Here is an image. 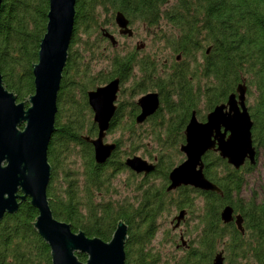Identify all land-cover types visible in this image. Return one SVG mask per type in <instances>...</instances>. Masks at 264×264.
<instances>
[{
    "label": "trees",
    "instance_id": "obj_1",
    "mask_svg": "<svg viewBox=\"0 0 264 264\" xmlns=\"http://www.w3.org/2000/svg\"><path fill=\"white\" fill-rule=\"evenodd\" d=\"M168 1L75 0L72 34L55 101L54 129L46 150L49 210L56 220L69 223L73 232L78 230L104 242L111 238L116 222H123L127 229L123 264H156L158 251H151L148 245L157 231V220L180 210L186 212L185 223L191 220L190 228L184 231L186 247H179L173 255L163 253L160 264H211L219 251L225 264H264V193L260 201L254 196L245 200L240 195L244 174L255 164L244 163L234 169L209 151L202 156V173L219 193L188 186L165 191L167 173L183 159L176 157L190 112L195 110L197 118L203 120L205 113L222 102L241 80L247 92L251 84L258 91V99L249 110L254 121L251 140L256 154L259 148L264 153V0ZM47 2H0V75L3 86L17 101L33 91L31 64L36 61L44 32ZM116 12L148 29L161 21L175 27V33L156 32L162 48L182 55L170 76L158 75L155 61L138 58L134 49L123 53L101 36L102 28L111 33L108 25L114 26ZM100 14L105 17L103 22L98 20ZM78 33L83 34L81 47ZM95 64L99 66L93 71ZM134 69L141 75L131 85L129 96H141L152 89L160 96L159 107L146 119L155 125L150 134L157 150L147 156L155 167L140 179L127 170L135 177L131 200L112 199L107 196L109 180L117 171L126 170L124 159L134 155L135 144L144 137L131 133L127 147H122L121 139L114 140L111 154L96 164L91 145L82 138L96 134L92 119L84 114L86 110L91 115L86 92L113 78L123 85ZM203 99L199 110L197 104ZM126 102L135 108L131 99L117 102L107 132L119 121ZM134 115L129 116L128 130L139 127L134 124ZM68 144L80 147V172L62 169V154ZM56 168L62 170L56 172ZM156 179L158 185L154 184ZM25 200L13 214H4L0 220V264H51L47 244L30 223L35 220L36 209ZM226 205L240 215L242 233L233 223L220 221L219 213ZM75 254L80 261L86 258L82 253Z\"/></svg>",
    "mask_w": 264,
    "mask_h": 264
},
{
    "label": "water",
    "instance_id": "obj_2",
    "mask_svg": "<svg viewBox=\"0 0 264 264\" xmlns=\"http://www.w3.org/2000/svg\"><path fill=\"white\" fill-rule=\"evenodd\" d=\"M74 2H47L44 32L38 43L36 61L31 64V94L17 101L16 96L3 86L0 75V220L4 214H13L18 204L28 199L27 202L37 212L34 222L30 223L47 244L51 264H123L127 235L123 222H116L107 242L86 237L81 231L73 232L69 223L52 217L45 194L50 174L46 150L54 129L56 95L72 34ZM113 22L118 35L132 34L122 13L116 12ZM100 32L112 47L117 45L113 34L104 28ZM142 46L143 43H137L136 48ZM205 52H208V48ZM118 90L119 80L113 78L86 92L96 134L92 138H82L91 145L96 164L103 163L115 147L113 142L103 139L115 112ZM244 93L245 86L240 82L235 92L227 95L224 103L214 105L206 113L203 122L197 121L194 112H191L183 129L184 141L179 146L183 159L167 173L165 191L189 186L219 193V189L202 173V156L209 151L215 152L234 169H238L245 160L254 164L255 150L250 134L252 122L244 105ZM135 103L139 113L134 121L139 124L158 108L157 94L145 93ZM123 164L136 174H147L154 169L151 162L137 155L125 158ZM183 215L184 211L180 210L173 218V229ZM219 218L224 224L233 223L242 233V219L239 214L233 215L230 206L221 209ZM180 240L183 244L181 236ZM75 253L84 254L85 260H78ZM211 264H224L221 251L213 256Z\"/></svg>",
    "mask_w": 264,
    "mask_h": 264
},
{
    "label": "rangeland",
    "instance_id": "obj_3",
    "mask_svg": "<svg viewBox=\"0 0 264 264\" xmlns=\"http://www.w3.org/2000/svg\"><path fill=\"white\" fill-rule=\"evenodd\" d=\"M171 1V0H170ZM168 1V3L170 2ZM165 7V6H164ZM103 14H100L98 20L100 22H103ZM131 19V18H129ZM133 21V26L135 27V35L131 38H127L125 36H120L118 35L115 30L113 31V26L108 25L109 28H112L111 33L117 40V49H120L123 53L127 52L128 50H131L134 48V44L136 45L137 43H143V46L137 50V56L138 58H143L147 57L148 59H151L156 62V64L160 68H164L165 65H162L164 61L166 63L168 62V59L173 60L174 54L169 53L167 48H162V42L160 39L156 37V31L154 29H148L147 26L143 25L141 22H138L137 20ZM160 27H163V29H167V25L161 21ZM105 27V26H103ZM80 31V30H79ZM78 46L81 47V39H83V34L78 33ZM108 42V41H107ZM101 46L104 45V43L100 44ZM77 47L76 44L73 45V47ZM99 65L95 64L93 67V71H96L97 67ZM201 85V88L203 87V80L199 82ZM250 84V83H249ZM131 85V83L125 82L123 83V86L120 85V89H123V91L119 94H117V99L115 103L120 102L121 100L126 101V99H131L132 101H135L139 94L129 96V98L126 96V91L128 90V86ZM127 86V87H126ZM248 86V92H249V98L248 102L249 104H254V102L257 101L258 97V91L257 88L251 84L247 85ZM195 87V86H194ZM124 89L126 91H124ZM151 91V90H150ZM128 101V100H127ZM203 100H200L197 104L198 109L202 110V103ZM128 105L124 104L121 107V116L119 121H117V124L110 130V132L105 133V137L103 141L105 142H114L116 139H121L122 141V147H127L129 144V141L127 140V136L132 134H137V136H142L144 138L141 139L140 143L135 144V152L133 153L134 155L140 156L146 160L149 161L147 156L153 155L156 150V144L152 141L151 138V128L152 126H155L152 124V120H145L141 124H135V130H128L127 127L131 126V122L129 119L128 115ZM85 117H87L89 120H91V116L89 115L86 110H84ZM124 121H126L127 124H124ZM94 125V124H93ZM126 126V127H122ZM134 127V125L132 126ZM158 127V126H157ZM120 137V138H119ZM133 138V137H132ZM141 144L145 145L142 146ZM168 148H166L167 150ZM80 147L68 144L67 150L63 152L62 157L64 158V161L62 163V169L70 170V171H81V158H80ZM178 157H176V160L183 158V155L179 153ZM153 162V161H151ZM155 163V162H153ZM126 168V167H125ZM60 169V170H62ZM59 169L56 168V172H60ZM128 168L126 170L122 171H117L116 173L113 174L111 179L108 182V191H107V196H109L112 199H121V198H126L128 200H131L132 196V190L134 189V184L133 182L135 181V177L131 176L128 171ZM130 171V170H129ZM133 173V172H132ZM137 179H140L142 175L136 174ZM59 176V174H57ZM150 179V178H148ZM244 179H245V184L241 190V197L245 200H248L251 196H254L256 198V201H260L262 198V195L264 193V153L260 148L258 149V153L256 155V164L254 165L253 170H251L248 173L244 174ZM131 182V183H130ZM159 180L156 179L154 181L155 185L159 184ZM176 214V211H172L170 214L163 215L159 220H157L158 227L157 231L152 238L151 242L149 243L148 247L151 251L157 249L158 256H157V263L160 264V261L162 259L163 253H169L170 255H173L175 253V249L173 248L175 240H177V234L181 233L182 238L185 240L187 237L184 235V231L188 230L190 228V222L191 220L188 221V223H185L184 221L180 223L179 228L177 230H171V224L169 223V220L173 215ZM167 230H170L167 234V237L165 238V232ZM176 236H174V235ZM153 248V250H152ZM177 254H180V251H177Z\"/></svg>",
    "mask_w": 264,
    "mask_h": 264
},
{
    "label": "flooded vegetation",
    "instance_id": "obj_4",
    "mask_svg": "<svg viewBox=\"0 0 264 264\" xmlns=\"http://www.w3.org/2000/svg\"><path fill=\"white\" fill-rule=\"evenodd\" d=\"M171 2H173V1H171ZM126 18V20H127V27L131 30V32H132V34L130 35V36H127V35H120V36H125V37H127V38H131V37H133L134 35H135V27L133 26V21H132V19H129V18H127V17H125ZM143 24V23H142ZM144 25V24H143ZM151 29H154L156 32L157 31H163V30H166V31H168V32H173V33H175L176 31H175V27L172 25V26H167V29H163V27H160V24H157V25H155L153 28H151ZM115 30V32L117 33V27L115 26V24H114V26H113V31ZM112 34V33H111ZM118 34V33H117ZM137 45V44H136ZM136 45L134 44V50H138L137 48H136ZM206 53V52H205ZM174 54V56H173V60L172 59H168V62L166 63V61H164L163 63H162V65H165V67L164 68H160L157 64H156V72H157V74L158 75H164L163 77H167L168 75L167 74H169V76L171 75V73H172V71L173 70H175L176 69V67H177V64L176 63H178L180 60H181V58H182V55H181V53L180 52H176V53H173ZM176 58H178V59H176ZM140 75H141V73H139L138 72V70H133L132 71V73L128 76V77H126V80H125V82H127L128 81V83H131V85L133 84V82H134V80H136L137 78H139L140 77ZM240 82H242L243 84H244V86H245V93H244V105H245V107H246V110H247V113H248V115H249V118H250V120H251V122H252V124H251V128H250V134H251V129L253 128V126H254V121L252 120V116H251V113H250V109H251V107H252V104H249V102H248V92H247V87H246V84L244 83V81L243 80H241ZM239 82V83H240ZM131 85H129L128 86V90L126 91L125 89H124V91H126V96L128 97L130 94H129V91H130V89H131ZM123 86V85H122ZM127 87V86H126ZM119 90H121V91H123V89H120V85H119ZM119 90H118V92H119ZM118 92H117V94H118ZM148 92H154V93H156L157 94V99H158V107H159V105H160V96H159V94H158V92H157V90L156 89H152L151 91H148ZM148 92H146V93H148ZM233 93L235 92V89L232 91ZM231 92V93H232ZM143 94H145V93H143ZM142 95V94H141ZM139 97V96H138ZM116 99H117V95H116ZM226 99V98H225ZM225 99L222 101V102H219V104L220 103H224L225 102ZM116 101V100H115ZM133 103H134V106H135V108L133 109V106H130L129 104H128V102H126V104L129 106L128 107V110H127V112H128V115L130 116V115H133V114H135V115H137L138 113H139V107L137 106V104L135 103V101H133ZM114 104H116V103H114ZM218 104V103H217ZM198 107V106H197ZM203 107V106H202ZM201 107V108H202ZM213 107V106H212ZM212 109V108H211ZM210 109V110H211ZM157 110V109H156ZM209 110V111H210ZM91 112V111H90ZM191 112H194V116H195V118H196V120L197 121H199V122H203L204 120H205V115H206V113H205V115H204V119L203 120H199L198 118H197V115H196V113H195V110H192ZM191 112H190V114H191ZM91 115H92V113H91ZM135 115H134V117H135ZM151 116V115H150ZM149 116V117H150ZM149 117H147V118H149ZM189 117H190V115H189ZM146 118V119H147ZM134 119V118H133ZM145 119V120H146ZM189 119V118H188ZM144 120V121H145ZM134 124H136L135 123V121H134ZM139 124H141V123H139ZM186 124V123H185ZM137 125V124H136ZM134 130H135V127H134ZM252 145H253V142H252ZM253 147H254V150H255V162H254V164H256V148H255V145H253ZM148 161V160H147ZM148 162H151V161H148ZM152 164H153V166L155 167V164L153 163V162H151ZM244 163H248L246 160L243 162V164ZM242 164V165H243ZM249 164V163H248ZM254 164H250V165H254ZM241 165V166H242ZM154 170V169H153ZM151 172V171H150ZM134 173V172H133ZM134 174H136V173H134ZM148 174V173H147ZM147 174H142V173H140V175H142V177L143 176H146ZM189 187V186H188ZM178 188V187H177ZM175 190V189H174ZM172 191V190H171ZM184 211V210H183ZM178 212L179 211H176V214L175 215H173L172 217H171V219L169 220V223L171 224V230H177L178 228H179V225H180V223L181 222H183V221H185L186 220V212L184 211V215H183V219L182 220H180L179 221V223H178V226L176 227V228H172V226L174 225V223H175V221L173 220V218L178 214ZM236 213H233V215H235ZM242 222V221H241ZM231 223V222H230ZM180 236L182 237V234L181 233H178L177 234V243H176V245L174 244V246H173V248L175 249V250H177V249H179V247H182V248H184V247H186V240L184 239V238H182V241H183V244L181 243V240H180ZM224 258V257H223ZM225 264V263H224Z\"/></svg>",
    "mask_w": 264,
    "mask_h": 264
}]
</instances>
